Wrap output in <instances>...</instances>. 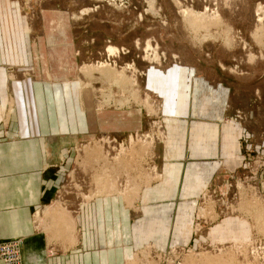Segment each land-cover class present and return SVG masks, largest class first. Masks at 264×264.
Wrapping results in <instances>:
<instances>
[{
	"label": "rangeland",
	"instance_id": "374dc122",
	"mask_svg": "<svg viewBox=\"0 0 264 264\" xmlns=\"http://www.w3.org/2000/svg\"><path fill=\"white\" fill-rule=\"evenodd\" d=\"M0 32L29 47L28 63L6 68L11 85L54 84L91 136L60 137L72 142L59 186L32 219L47 256L77 243L94 199L117 196L142 219L168 161L171 240L126 264H264V0H0ZM10 229L0 241L18 243L24 264L25 237L3 238Z\"/></svg>",
	"mask_w": 264,
	"mask_h": 264
},
{
	"label": "crops",
	"instance_id": "0c3cea01",
	"mask_svg": "<svg viewBox=\"0 0 264 264\" xmlns=\"http://www.w3.org/2000/svg\"><path fill=\"white\" fill-rule=\"evenodd\" d=\"M22 39L19 34L12 43L10 35L0 32V123H3L0 126V227L19 228L13 232L25 237L24 264H126L148 243H159L158 248L164 249L171 240L169 231L172 232L170 211L173 205L168 202L172 191L171 166L168 161L164 164L162 186L143 191V204L136 208L143 213L142 219H136L131 206L117 196L94 199L79 209L77 243L66 251L55 250L52 246L54 253L46 255V235L34 229L32 219L35 211L47 204L48 197L59 186V170L53 168L60 162L62 149L72 142H62L60 137L68 136L73 140L78 135L80 139L91 136L77 133L75 115L58 106L63 91L59 92L54 84L34 78L19 80V86L11 85L12 76L6 68L28 63L29 47L26 37ZM12 89H15L16 100ZM19 92L23 94L21 102L16 98ZM10 102L13 107L7 115ZM89 119L92 123V115ZM168 151L166 156L170 158ZM151 224L163 225V235L156 238V234L145 233L144 228ZM10 231L4 232L3 238L15 235ZM10 239H2L0 243Z\"/></svg>",
	"mask_w": 264,
	"mask_h": 264
},
{
	"label": "built area",
	"instance_id": "2783aa9c",
	"mask_svg": "<svg viewBox=\"0 0 264 264\" xmlns=\"http://www.w3.org/2000/svg\"><path fill=\"white\" fill-rule=\"evenodd\" d=\"M21 253L13 240L0 243V264H20Z\"/></svg>",
	"mask_w": 264,
	"mask_h": 264
},
{
	"label": "bare ground",
	"instance_id": "6f19581e",
	"mask_svg": "<svg viewBox=\"0 0 264 264\" xmlns=\"http://www.w3.org/2000/svg\"><path fill=\"white\" fill-rule=\"evenodd\" d=\"M187 16V15H186ZM201 16V15H200ZM196 17V16H195ZM199 24H200V22H199ZM193 27V26H192ZM103 74V73H102ZM107 75H109V74H107ZM112 75V74H111ZM75 146V145H74ZM56 217L55 218H57V220H59V222H60V227H62L64 230H65V228H64V226L66 225V222H65V218H61V217H63V216H61L62 214L61 213H55L54 214ZM68 226V225H67ZM17 245H18V249H19V247H20V245L18 244V243H16Z\"/></svg>",
	"mask_w": 264,
	"mask_h": 264
}]
</instances>
